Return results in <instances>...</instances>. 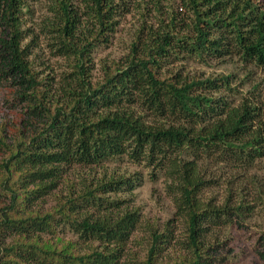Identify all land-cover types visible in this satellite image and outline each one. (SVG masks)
I'll return each mask as SVG.
<instances>
[{
	"label": "trees",
	"instance_id": "16d2710c",
	"mask_svg": "<svg viewBox=\"0 0 264 264\" xmlns=\"http://www.w3.org/2000/svg\"><path fill=\"white\" fill-rule=\"evenodd\" d=\"M2 1L3 76L19 85L26 124L16 125L10 142L0 128V194L6 197L0 201V264H119L139 214L112 195L133 191L142 178L112 173L77 183L67 171L121 155L163 172L184 225L183 239L172 219L149 228L143 264H209L226 225L264 210V91L255 102L232 105L212 94L230 89V74L182 80L157 70L181 52L203 59L237 54L264 68V0H180L190 15L185 28L176 30L172 16L166 26L149 27V40L142 43L137 34L124 60L104 67L99 82L91 80L90 54L108 43L124 0H83L82 8L53 0L56 14L46 26L51 52L72 66L56 92L42 88L50 82L29 60L36 43H23L25 0ZM203 158H219L234 170L223 195L212 190L221 184L217 177L200 173ZM52 194L54 206L43 209ZM63 224L87 243L85 250L56 234ZM175 239L187 255L160 262Z\"/></svg>",
	"mask_w": 264,
	"mask_h": 264
},
{
	"label": "rangeland",
	"instance_id": "374dc122",
	"mask_svg": "<svg viewBox=\"0 0 264 264\" xmlns=\"http://www.w3.org/2000/svg\"><path fill=\"white\" fill-rule=\"evenodd\" d=\"M3 1L0 0V7ZM53 0H25L21 18L22 28L27 38L23 43L35 42L37 47L32 49L29 60L32 67L38 72L40 78H46L50 83L44 85L49 92H56V86L60 84L62 77L72 70L70 62L62 56L53 55L49 45L50 33L47 29L52 12L50 5ZM79 8L84 5L83 0H72ZM125 5L120 9L116 17L118 24L113 32L109 34L108 43H99L92 48L89 66L91 67V80L93 82L104 79V67L110 66L112 61H122L133 39L139 34L144 42L149 40V27L157 30L160 25L166 26L172 16L174 17L176 30L185 28L184 22H188L189 12L180 3V0H124ZM190 16V15H189ZM85 17V16H84ZM0 25V35L3 33ZM182 32V31H180ZM187 32V31H185ZM160 77L178 78L182 80L204 79L220 77L230 74V89L221 88L220 91L212 92L215 96L227 98L228 103L238 105L247 100L255 102L262 98L264 91V68L253 63L244 62L239 55H227L223 58H197L185 53H178L163 59L161 66L157 69ZM3 62L0 59V128L10 142L16 136V125L23 121L26 124V114L23 111L24 103L17 97L19 85L15 79H6L3 76ZM172 75V76H171ZM51 88V89H48ZM56 90V91H55ZM138 111V110H137ZM0 151V156H1ZM228 163L219 158H203L200 162V173L206 178L217 177L220 186L212 188L214 192L223 195L225 181L231 175ZM68 179L78 183L79 177L91 181L93 178L108 177L114 174L136 173L141 179L139 186L131 192L112 195L126 201L124 206L138 211L139 222L130 240L125 246V252L119 264H143L147 257L149 242V228L152 226L163 227L168 219L177 222L175 234L178 238H184L182 232L184 225L182 220L175 217V208L172 198L166 191L165 177L162 171L153 169L144 162H136L127 155H121L106 160L100 164L91 166L74 165L69 168ZM241 180V178L239 179ZM64 182L60 184V192H65ZM224 189V190H222ZM1 191V190H0ZM209 196L206 189L203 193ZM0 194V201L5 199ZM42 208L54 206L56 198L54 194L46 197ZM42 203V202H40ZM56 234L64 240L76 242L79 250H85L87 243L73 232L68 224L58 226ZM54 234H43L45 239H54ZM220 242L223 245L217 250H212L213 257L209 264H264V210L258 209L251 217L244 221H238L232 225H226L222 229ZM177 240V239H175ZM161 254V256H160ZM159 254L160 262L172 261L179 256L187 255L182 245L174 241L172 245Z\"/></svg>",
	"mask_w": 264,
	"mask_h": 264
}]
</instances>
